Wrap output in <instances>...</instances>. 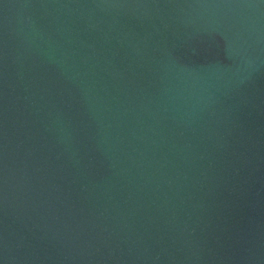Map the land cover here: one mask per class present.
Wrapping results in <instances>:
<instances>
[{
  "label": "water",
  "instance_id": "obj_1",
  "mask_svg": "<svg viewBox=\"0 0 264 264\" xmlns=\"http://www.w3.org/2000/svg\"><path fill=\"white\" fill-rule=\"evenodd\" d=\"M0 264H264V0H0Z\"/></svg>",
  "mask_w": 264,
  "mask_h": 264
}]
</instances>
